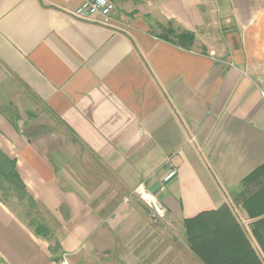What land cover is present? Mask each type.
<instances>
[{
    "label": "crops",
    "instance_id": "obj_1",
    "mask_svg": "<svg viewBox=\"0 0 264 264\" xmlns=\"http://www.w3.org/2000/svg\"><path fill=\"white\" fill-rule=\"evenodd\" d=\"M112 2L105 24L78 0H0V149L60 246L0 200V264H205L184 220L225 205L264 263L237 199L264 164V0ZM39 108L66 132L37 127Z\"/></svg>",
    "mask_w": 264,
    "mask_h": 264
},
{
    "label": "trees",
    "instance_id": "obj_2",
    "mask_svg": "<svg viewBox=\"0 0 264 264\" xmlns=\"http://www.w3.org/2000/svg\"><path fill=\"white\" fill-rule=\"evenodd\" d=\"M168 33L172 34L170 30ZM174 40L182 46L192 47L195 35L182 33ZM263 175L264 164L242 182L247 188L241 192L240 197L249 217L256 219L253 223V234L264 251V184L248 189L249 184L252 182L256 184L255 181ZM0 192H2L0 200L6 205L10 196L20 201L28 199L29 207L38 215L37 219H31L28 223L34 227L38 235L51 243L54 252L59 250L60 246L53 236L52 229L39 220V210L27 192L26 185L17 170L16 160L10 158L1 149ZM184 226L191 249L205 264H264L228 205L185 219Z\"/></svg>",
    "mask_w": 264,
    "mask_h": 264
},
{
    "label": "built area",
    "instance_id": "obj_3",
    "mask_svg": "<svg viewBox=\"0 0 264 264\" xmlns=\"http://www.w3.org/2000/svg\"><path fill=\"white\" fill-rule=\"evenodd\" d=\"M115 6L112 0H78L75 15L83 18L93 17L95 20L110 24L113 21ZM264 97V90H262ZM168 171L164 176V182H169L178 173V168L172 161H168ZM147 207L153 221L161 222L167 216V207L159 200L158 196L150 190L144 182L139 183L131 192Z\"/></svg>",
    "mask_w": 264,
    "mask_h": 264
},
{
    "label": "rangeland",
    "instance_id": "obj_4",
    "mask_svg": "<svg viewBox=\"0 0 264 264\" xmlns=\"http://www.w3.org/2000/svg\"><path fill=\"white\" fill-rule=\"evenodd\" d=\"M125 24L127 26L131 25L128 22H125ZM166 30H167V33L166 32L163 33L165 35V37H170L171 39H177L178 36H180V34H177L176 32H174L173 30H171L169 28ZM169 30L172 32V34L168 33ZM35 114H36L35 116L39 117V118L34 117V118H31V120H33L34 124L37 125V127H39L40 129L43 128V129H47L50 131H57L58 133L60 131H62L63 133L66 132L65 128L60 123V121L57 119V117L53 116L52 114H50L46 111H42L40 108L36 111ZM258 180H260V179H258ZM257 181H255V182H257ZM253 184L255 185L254 182H252V184H249L248 189H253V187H254ZM250 185H252V186L250 187ZM245 188H247L246 184L245 185L242 184L241 190L239 191V194L237 197L238 200H239L241 192H243V190ZM0 194H2V192H0ZM7 199H8L7 205L25 222L28 223V221H30L31 219H37L38 215L34 214L33 210L29 207V200L28 199L20 201L17 199H13L11 196Z\"/></svg>",
    "mask_w": 264,
    "mask_h": 264
}]
</instances>
